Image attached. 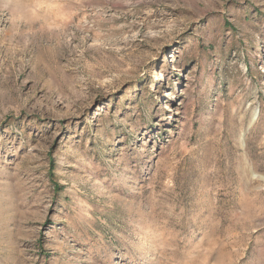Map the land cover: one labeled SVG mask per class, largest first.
Wrapping results in <instances>:
<instances>
[{
	"label": "rangeland",
	"instance_id": "rangeland-1",
	"mask_svg": "<svg viewBox=\"0 0 264 264\" xmlns=\"http://www.w3.org/2000/svg\"><path fill=\"white\" fill-rule=\"evenodd\" d=\"M0 264H264V0H0Z\"/></svg>",
	"mask_w": 264,
	"mask_h": 264
},
{
	"label": "bare ground",
	"instance_id": "bare-ground-1",
	"mask_svg": "<svg viewBox=\"0 0 264 264\" xmlns=\"http://www.w3.org/2000/svg\"><path fill=\"white\" fill-rule=\"evenodd\" d=\"M254 120H255V118L252 119V122H253ZM252 122H251V123H252Z\"/></svg>",
	"mask_w": 264,
	"mask_h": 264
}]
</instances>
